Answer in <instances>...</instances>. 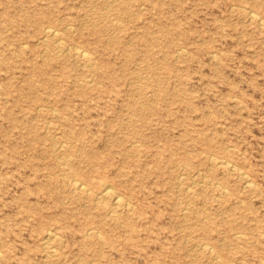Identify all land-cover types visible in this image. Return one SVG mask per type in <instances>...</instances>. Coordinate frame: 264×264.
Returning a JSON list of instances; mask_svg holds the SVG:
<instances>
[{"label": "rangeland", "instance_id": "rangeland-1", "mask_svg": "<svg viewBox=\"0 0 264 264\" xmlns=\"http://www.w3.org/2000/svg\"><path fill=\"white\" fill-rule=\"evenodd\" d=\"M263 21L264 0H0V264H264Z\"/></svg>", "mask_w": 264, "mask_h": 264}, {"label": "bare ground", "instance_id": "bare-ground-1", "mask_svg": "<svg viewBox=\"0 0 264 264\" xmlns=\"http://www.w3.org/2000/svg\"><path fill=\"white\" fill-rule=\"evenodd\" d=\"M113 2H114V0H112ZM107 3H109V2H107ZM110 4V3H109ZM113 4V3H112ZM108 5V4H107ZM248 8V7H247ZM107 9V8H106ZM243 9H244V7H243ZM246 9V8H245ZM94 10V9H93ZM250 10V9H249ZM246 11H248V10H246ZM249 12V11H248ZM247 12V13H248ZM246 14V13H245ZM249 16H250V18L253 20V21H255V22H261L263 19L261 18V17H259L257 14H255L254 13V11H252V10H250V12H249ZM114 20V19H113ZM116 20V19H115ZM114 20V21H115ZM250 22H251V20H250ZM119 24V23H118ZM262 25H263V27H264V21H263V23H261ZM67 27V26H66ZM68 27H70L69 25H68ZM73 28V27H72ZM71 28V29H72ZM39 40V39H38ZM40 41V40H39ZM38 41V42H39ZM42 41H43V43L45 44V45H51V46H53L55 49H57L58 51L57 52H59V50H63V51H65L66 50V47H65V45H64V41H63V36H62V33L61 32H59L58 30H56V29H54L53 27H49V26H46V27H44L43 29H42ZM44 45V46H45ZM68 46H70V45H68ZM46 47V46H45ZM79 47V46H78ZM76 47V48H74V49H72L71 50V54L72 55H76V56H78V57H80V58H82L83 60H84V63H85V66L88 68V69H91L92 67H93V63L95 62V60H94V62H93V59L91 58V56H90V54H89V51H87V52H85L84 50H81L80 48H82V47ZM49 48V47H48ZM181 49V48H180ZM183 49V48H182ZM185 49V48H184ZM184 49L182 50V51H184ZM62 51V52H63ZM68 51V50H67ZM178 51V50H177ZM66 52V51H65ZM56 53V52H55ZM180 53V52H179ZM187 53V52H186ZM54 54V53H53ZM215 54V53H214ZM60 55V54H59ZM185 55V54H184ZM178 56V55H177ZM57 57H58V55H57ZM180 58V57H179ZM217 58V57H216ZM219 58V57H218ZM178 59V58H177ZM180 61V60H179ZM83 63V64H84ZM88 77V76H87ZM89 80V79H88ZM92 81V80H91ZM90 81V82H91ZM79 82H80V80H79ZM82 82V81H81ZM86 82H88V81H86ZM89 82V83H90ZM149 95V94H148ZM141 103V102H140ZM143 105V104H142ZM141 105V106H142ZM42 107V106H41ZM132 116H134V115H132ZM140 117V116H139ZM131 118V117H130ZM199 136V135H198ZM54 139H55V137H54ZM133 143H135V142H133ZM61 144V143H60ZM69 144V143H68ZM131 144H132V142H131ZM54 145V144H53ZM56 145V144H55ZM61 146V145H60ZM131 146V145H130ZM142 149V148H141ZM226 149V148H225ZM227 150H228V148H227ZM141 153V152H140ZM70 154H68V156H69ZM67 156V158H65L64 159V164L65 165H70L71 164V158L69 159V157ZM71 156V155H70ZM211 156L213 157V154H211ZM210 156V157H211ZM216 156V155H215ZM214 156V157H215ZM222 158H224V157H222ZM221 158V159H222ZM225 159V158H224ZM212 160V159H211ZM217 160V159H216ZM220 160V159H219ZM229 161V160H228ZM228 161L226 162V161H221L220 160V164L222 165V166H224L225 168H230V164H228ZM231 162V161H230ZM233 163V162H232ZM235 164V163H234ZM63 165V164H62ZM237 165V164H236ZM232 166H235V165H233L232 164ZM190 167V166H189ZM185 168H186V165H185ZM64 169V168H63ZM220 169V168H219ZM240 169V168H239ZM66 171H67V173H66V175H67V177L69 178V184H70V186H71V189L74 191V192H76V193H80V194H88V195H91V196H94V199L96 200V202L97 203H100L101 205H103V206H105V208H106V210H107V212H108V214L110 215V217H111V219L112 220H114V219H117L119 216H120V211H122V209L124 210L125 209V212H126V210H128V212H129V210H131L132 208V206H130V204H129V202L128 201H126L125 199L126 198H122V197H124L123 195H122V197H121V195L119 194L120 192H117L115 189H114V187H112V185H110L108 182H102V181H100V186H99V188H98V190L97 191H92L91 190V187L89 188L88 187V185L86 184V183H84V182H82V181H80V180H78V179H76V178H73L72 177V175L70 176V173H71V169H65ZM199 171V170H198ZM240 171V170H239ZM199 172H201V169H200V171ZM227 172V171H226ZM240 173V175L242 176V174H241V172H239ZM244 173V172H243ZM197 175H198V173H197ZM197 175H196V177H197ZM65 176V175H64ZM183 176V175H182ZM204 176V175H203ZM244 176V175H243ZM242 176V178H244ZM66 177V176H65ZM66 177V178H67ZM240 177V176H239ZM202 178H207V177H202ZM201 178V179H202ZM63 179H65L64 177H63ZM208 179V178H207ZM68 180V179H67ZM181 181H183V178L182 179H180ZM193 180V179H192ZM212 180V179H211ZM210 180V181H211ZM249 180H250V178H249ZM99 181V180H98ZM214 181V180H213ZM216 182H220V181H216ZM244 182H245V188H246V186H251V184H250V182L247 180V178L245 179L244 178ZM195 183V182H194ZM213 183V182H212ZM211 183V184H212ZM196 184V183H195ZM214 184L215 183H213V185L212 186H214ZM219 184H221V183H219ZM254 184V183H253ZM181 185V184H180ZM222 185V184H221ZM217 186V185H216ZM218 186H220V185H218ZM222 186H224V185H222ZM181 187V186H180ZM189 187V186H188ZM192 187V186H191ZM191 187H189L190 189H191ZM193 188V187H192ZM226 188V187H225ZM224 188V189H225ZM229 188V187H228ZM219 189H220V187H219ZM218 189V190H219ZM187 190V189H186ZM226 190V189H225ZM72 191V192H73ZM222 191V190H221ZM223 192H225L226 193V191H223ZM187 193V192H186ZM225 193H224V195H225ZM219 198V197H218ZM216 199H217V197H216ZM100 207H102V206H100ZM134 209H135V206H134ZM108 215V216H109ZM214 217V216H213ZM119 219V218H118ZM204 220V219H203ZM212 220V219H211ZM125 223V222H124ZM135 228V227H134ZM48 230H50V229H48ZM94 230H97L96 228L94 229ZM213 230V229H212ZM87 231V230H86ZM90 231V230H89ZM90 233H91V231H90ZM96 233V232H95ZM56 234H58V233H56ZM239 234H243V233H239ZM97 235V234H96ZM96 235H92L91 237H95ZM99 235H100V237H101V234L99 233ZM236 235H238V234H236ZM245 235V234H244ZM86 236H88V234H86ZM98 236V235H97ZM240 236V235H239ZM242 236V235H241ZM99 237V238H100ZM88 238V237H87ZM98 238V237H97ZM59 239V238H58ZM43 241H44V244L47 246V247H50L51 246V244L53 243V242H55L56 241V235L55 234H53V232H48L47 231V233H46V235L44 236V238H43ZM103 241V240H102ZM205 243V242H204ZM208 244V243H207ZM206 244V245H207ZM247 244V243H246ZM43 245V244H42ZM203 245H205V244H203ZM241 245V244H240ZM210 245H208V247H209ZM212 246V245H211ZM46 247V248H47ZM54 247V246H53ZM207 247V248H208ZM212 247H214V246H212ZM212 247H210V250H211V248ZM206 248V247H205ZM53 249V248H52ZM57 249V248H56ZM43 250H44V248H43ZM212 250H214L213 248H212ZM52 251V250H51ZM54 251V250H53ZM243 251V250H242ZM44 253H45V251H44ZM212 253V252H211ZM47 254V253H46ZM51 254V253H50ZM215 256H216V254H215ZM47 257V256H46ZM219 258H220V256H218ZM215 258H217V257H215ZM219 260H221V259H219Z\"/></svg>", "mask_w": 264, "mask_h": 264}]
</instances>
